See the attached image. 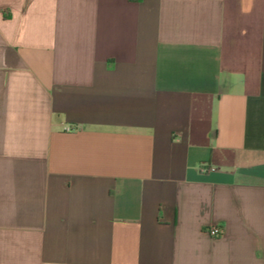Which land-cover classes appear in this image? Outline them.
I'll return each mask as SVG.
<instances>
[{
	"label": "crops",
	"instance_id": "obj_1",
	"mask_svg": "<svg viewBox=\"0 0 264 264\" xmlns=\"http://www.w3.org/2000/svg\"><path fill=\"white\" fill-rule=\"evenodd\" d=\"M0 264H264V0H0Z\"/></svg>",
	"mask_w": 264,
	"mask_h": 264
},
{
	"label": "built area",
	"instance_id": "obj_2",
	"mask_svg": "<svg viewBox=\"0 0 264 264\" xmlns=\"http://www.w3.org/2000/svg\"><path fill=\"white\" fill-rule=\"evenodd\" d=\"M67 131H71V128H66ZM208 170V168L206 166H203L201 168V172H206ZM206 233L213 237V238H218L222 235V230L221 228H219L218 226H210L209 228H207Z\"/></svg>",
	"mask_w": 264,
	"mask_h": 264
}]
</instances>
